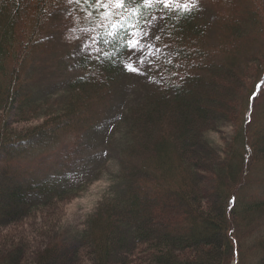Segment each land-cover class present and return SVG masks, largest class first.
<instances>
[{"label": "trees", "instance_id": "trees-1", "mask_svg": "<svg viewBox=\"0 0 264 264\" xmlns=\"http://www.w3.org/2000/svg\"><path fill=\"white\" fill-rule=\"evenodd\" d=\"M227 5L211 23L186 0H0V264H264V0ZM156 13L158 83L121 111L118 172L67 239L68 205L101 172L35 171L98 125ZM210 23L213 56L196 46ZM70 44L75 73L37 97V71Z\"/></svg>", "mask_w": 264, "mask_h": 264}, {"label": "rangeland", "instance_id": "rangeland-1", "mask_svg": "<svg viewBox=\"0 0 264 264\" xmlns=\"http://www.w3.org/2000/svg\"><path fill=\"white\" fill-rule=\"evenodd\" d=\"M198 6V10L209 17L211 23L220 18L226 8L228 0H186ZM64 12H57L52 17V23L62 22ZM160 14L156 13L143 27L132 32L129 51L125 57V73L121 76L115 97L108 109L103 114L98 125L85 134L76 133L73 145L61 148L49 156L48 161L36 170L37 178L53 179L64 185H75L82 180L90 178L101 172L98 180L93 181L79 198L73 200L67 208L63 222L62 233L67 239H74L81 228L94 203L99 199L118 172L119 152L123 145L121 127L118 118L121 111L135 101L146 89L156 88L158 77L152 76L148 63L165 51L154 43L155 36L160 27ZM208 24V32L197 43L202 53L213 56L212 47L218 44L212 24ZM54 35L57 37L61 27L52 24ZM159 33V32H158ZM208 36V38H207ZM84 49L82 44L56 45L53 54L48 58L44 67L33 81V88L39 98L52 97L65 89L68 76L75 73L74 60L79 52ZM81 134V135H80ZM252 174L259 176L260 174ZM253 180H259L252 178ZM259 182H254L252 191L258 193Z\"/></svg>", "mask_w": 264, "mask_h": 264}]
</instances>
